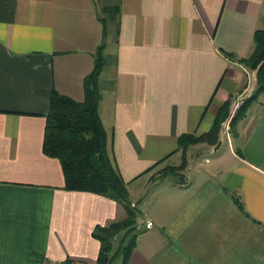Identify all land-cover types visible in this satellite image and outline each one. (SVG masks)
<instances>
[{
  "label": "crops",
  "instance_id": "obj_1",
  "mask_svg": "<svg viewBox=\"0 0 264 264\" xmlns=\"http://www.w3.org/2000/svg\"><path fill=\"white\" fill-rule=\"evenodd\" d=\"M103 6L115 14L98 115L140 210L127 264H264V91L241 61L264 0H0V264H96L95 227L125 217L110 197L64 189L42 151L51 90L84 97ZM226 101L217 144L189 145L182 176L159 177L182 160L179 136L208 130Z\"/></svg>",
  "mask_w": 264,
  "mask_h": 264
},
{
  "label": "trees",
  "instance_id": "obj_2",
  "mask_svg": "<svg viewBox=\"0 0 264 264\" xmlns=\"http://www.w3.org/2000/svg\"><path fill=\"white\" fill-rule=\"evenodd\" d=\"M106 17L103 24L102 39L96 47L92 70L83 78L84 97L81 101L72 99L51 90L48 111L42 140L44 154L59 160L63 174V188L66 190L89 191L112 198L122 205L125 217L114 220L106 226H96L92 235L99 241L96 264H111L121 257V264H127L130 251L135 244V230L140 210L129 198L126 181L110 160L106 149V133L98 115V76L104 65L103 49L107 34V23L115 14L111 7H102ZM253 48L241 61L249 68L256 69L258 86L256 92L264 91V28L256 29L253 35ZM255 97L245 99L231 119L243 115L247 104ZM230 102L219 107L212 126L199 134L184 133L179 136L178 148L184 153L178 165H167L160 170L159 177L167 175L182 176L187 161L185 151L189 145L206 142L216 145L221 121L228 113ZM122 233V240L112 251V239ZM125 241V243H124ZM69 264H84L65 260Z\"/></svg>",
  "mask_w": 264,
  "mask_h": 264
},
{
  "label": "rangeland",
  "instance_id": "obj_3",
  "mask_svg": "<svg viewBox=\"0 0 264 264\" xmlns=\"http://www.w3.org/2000/svg\"><path fill=\"white\" fill-rule=\"evenodd\" d=\"M243 102V101H242ZM241 102V103H242ZM189 147V146H188ZM196 149H193L192 147L190 148H188V154H189V157L190 158H193L192 156H194L195 154H196ZM137 226H138V224L136 223V225H135V230H133V232H132V234L134 235H136V233H137V230H136V228H137ZM120 242H123V240H122V233H119V234H117L116 236H114L113 237V239H112V245H113V248H112V251L115 249V248H117V246H118V244L120 243ZM124 243H125V241H124ZM111 264H121V257H116L112 262H111Z\"/></svg>",
  "mask_w": 264,
  "mask_h": 264
},
{
  "label": "built area",
  "instance_id": "obj_4",
  "mask_svg": "<svg viewBox=\"0 0 264 264\" xmlns=\"http://www.w3.org/2000/svg\"><path fill=\"white\" fill-rule=\"evenodd\" d=\"M228 123H229V119L226 121V128H228ZM147 225H149V223L146 224V226H147Z\"/></svg>",
  "mask_w": 264,
  "mask_h": 264
}]
</instances>
